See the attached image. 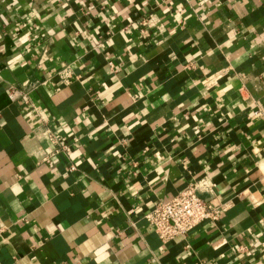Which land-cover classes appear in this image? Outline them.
I'll return each instance as SVG.
<instances>
[{
  "label": "crops",
  "instance_id": "0c3cea01",
  "mask_svg": "<svg viewBox=\"0 0 264 264\" xmlns=\"http://www.w3.org/2000/svg\"><path fill=\"white\" fill-rule=\"evenodd\" d=\"M200 179L219 219L161 242ZM262 218L264 0H0V264H264Z\"/></svg>",
  "mask_w": 264,
  "mask_h": 264
},
{
  "label": "built area",
  "instance_id": "2783aa9c",
  "mask_svg": "<svg viewBox=\"0 0 264 264\" xmlns=\"http://www.w3.org/2000/svg\"><path fill=\"white\" fill-rule=\"evenodd\" d=\"M58 75L64 82L68 81L69 74L66 68L58 71ZM13 91L14 87L7 88L10 97ZM29 91L27 87L22 88L24 103L32 108L28 97ZM41 122L44 123L45 120L41 118ZM43 134L52 146L44 161L49 162L51 156L69 150V144L52 128L45 126ZM73 168L71 165L70 169ZM225 204L223 198L214 192L213 185L207 180L200 179L188 184L168 199L155 200L152 208L143 213L142 217L152 227L159 240L166 243L176 237H185L192 228L203 221L218 220ZM260 222L264 226V218ZM244 250L245 246L237 247L238 252Z\"/></svg>",
  "mask_w": 264,
  "mask_h": 264
}]
</instances>
